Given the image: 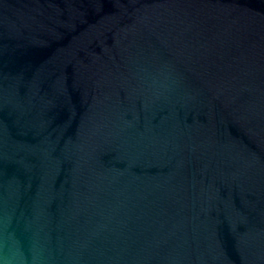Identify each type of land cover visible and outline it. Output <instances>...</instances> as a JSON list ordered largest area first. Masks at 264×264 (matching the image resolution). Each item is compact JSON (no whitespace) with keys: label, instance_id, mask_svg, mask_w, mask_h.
<instances>
[{"label":"water","instance_id":"water-1","mask_svg":"<svg viewBox=\"0 0 264 264\" xmlns=\"http://www.w3.org/2000/svg\"><path fill=\"white\" fill-rule=\"evenodd\" d=\"M0 264H264V0H0Z\"/></svg>","mask_w":264,"mask_h":264}]
</instances>
